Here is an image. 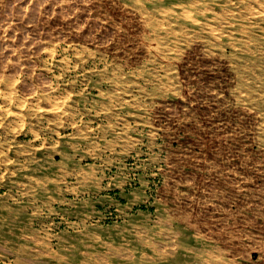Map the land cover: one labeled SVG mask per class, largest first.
<instances>
[{
	"label": "rangeland",
	"instance_id": "1",
	"mask_svg": "<svg viewBox=\"0 0 264 264\" xmlns=\"http://www.w3.org/2000/svg\"><path fill=\"white\" fill-rule=\"evenodd\" d=\"M176 254L264 264V0H0V264Z\"/></svg>",
	"mask_w": 264,
	"mask_h": 264
},
{
	"label": "crops",
	"instance_id": "2",
	"mask_svg": "<svg viewBox=\"0 0 264 264\" xmlns=\"http://www.w3.org/2000/svg\"><path fill=\"white\" fill-rule=\"evenodd\" d=\"M190 263H191V259H188V260H183L182 259V260H180L178 258V255L176 254L175 258L169 259V260L166 259L164 264H190Z\"/></svg>",
	"mask_w": 264,
	"mask_h": 264
},
{
	"label": "bare ground",
	"instance_id": "3",
	"mask_svg": "<svg viewBox=\"0 0 264 264\" xmlns=\"http://www.w3.org/2000/svg\"><path fill=\"white\" fill-rule=\"evenodd\" d=\"M64 6V5H63ZM34 7V6H33ZM37 9V8H36ZM176 9V8H175ZM165 10H167V9H165ZM148 13L150 12V11H147ZM171 13H173V12H171ZM183 13L186 15L187 14V12L185 13V10L183 11ZM175 14V13H174ZM177 14V13H176ZM44 17V16H43ZM187 18V17H186ZM93 23V22H92ZM88 31H90V30H88ZM100 36V35H99ZM103 36V35H102ZM7 41V40H6ZM12 45V44H11ZM32 88V87H31ZM226 100V99H225ZM193 137V136H192ZM225 150V149H224ZM195 156V155H194ZM214 164V163H213ZM201 171V170H200ZM233 171V170H232ZM187 198V197H186ZM225 203V202H224ZM230 205V204H229ZM244 205V204H243ZM172 223V222H171ZM179 228V227H178ZM227 229V228H226ZM232 230V229H231ZM242 233V232H241ZM196 234V233H195ZM235 234V233H234ZM240 234V233H239ZM241 235V234H240ZM238 238V237H237ZM259 241V240H258ZM257 243V242H256ZM261 243V242H260ZM208 248V247H207ZM223 251V250H222ZM249 252V251H248ZM251 252V251H250ZM233 255V254H232ZM242 255V254H241ZM231 259V258H230ZM208 262V261H207ZM229 262V261H228Z\"/></svg>",
	"mask_w": 264,
	"mask_h": 264
}]
</instances>
